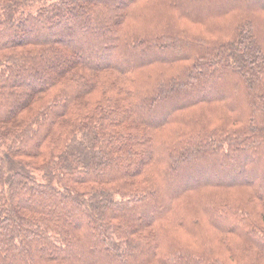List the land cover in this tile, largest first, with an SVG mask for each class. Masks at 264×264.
<instances>
[{"label": "trees", "instance_id": "trees-1", "mask_svg": "<svg viewBox=\"0 0 264 264\" xmlns=\"http://www.w3.org/2000/svg\"><path fill=\"white\" fill-rule=\"evenodd\" d=\"M0 264H264V4L0 0Z\"/></svg>", "mask_w": 264, "mask_h": 264}, {"label": "rangeland", "instance_id": "rangeland-1", "mask_svg": "<svg viewBox=\"0 0 264 264\" xmlns=\"http://www.w3.org/2000/svg\"><path fill=\"white\" fill-rule=\"evenodd\" d=\"M255 2L256 3H258V4H264V0H255ZM43 4L42 3H36V4H34L32 7H28V8H26L25 10L26 11H30V10H33V11H35L36 9H38L40 6H42ZM196 172H199V174L197 175L198 177H202V178H207L208 176H209V173H208V171H196ZM193 173H190V174H188V175H186V176H184L183 177V181H185V180H187V181H189L192 177H193ZM236 175V174H235ZM219 179H227V176H226V174L225 173H218V176H217ZM234 177H236V176H234L233 175V177H231V178H234ZM182 181V182H183Z\"/></svg>", "mask_w": 264, "mask_h": 264}]
</instances>
